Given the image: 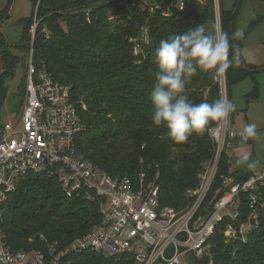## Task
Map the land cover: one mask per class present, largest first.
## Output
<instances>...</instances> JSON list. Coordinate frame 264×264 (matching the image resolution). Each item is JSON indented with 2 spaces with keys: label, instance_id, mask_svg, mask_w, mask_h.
Listing matches in <instances>:
<instances>
[{
  "label": "trees",
  "instance_id": "16d2710c",
  "mask_svg": "<svg viewBox=\"0 0 264 264\" xmlns=\"http://www.w3.org/2000/svg\"><path fill=\"white\" fill-rule=\"evenodd\" d=\"M0 10V23L7 18L14 0H6ZM31 5L30 17L21 20V51L28 52L29 29L37 6L42 22L36 29L32 45L33 62L45 64L47 73L72 89L78 105L82 133L75 139L77 159L88 160L109 176L138 178L140 172L154 177L159 173V201L177 210L191 202L187 190L196 191L197 175L201 164L211 159L215 147L208 131L218 122H212L202 134H193L186 142L175 143L168 137L165 126L152 123L151 92L159 71L155 50L162 39L183 34L200 23H214L212 0L191 1L171 19L154 18L149 24L150 42L140 64L132 55L130 38L136 37L147 23L129 3L110 0H27ZM264 2V0H262ZM237 6V2H236ZM235 6V7H236ZM238 11L222 9L220 0V27L230 37L232 49L239 50L243 38L232 40L236 31ZM87 11V14L84 13ZM24 58L14 56L0 33V109L6 97L4 84L14 77L17 63ZM244 61V60H243ZM230 67L225 78V91L231 100L233 88L242 81L253 82L252 91L244 99L246 105L256 101L258 90L254 81L256 68L245 63ZM25 69V64H23ZM250 71H248V70ZM26 72V71H25ZM219 77L211 71L197 70L186 85L184 95L193 103H212L220 98ZM20 95L25 89V74L21 77ZM22 86V87H21ZM23 90V93H22ZM24 97V96H23ZM83 107V108H82ZM230 129L234 112L229 116ZM4 124V123H3ZM2 128V127H0ZM241 143L240 135L233 138V148ZM252 138L243 146H251ZM233 156L223 153L218 173L204 201L212 208L227 188L222 178L230 176L235 182H244L253 174L252 169H232ZM240 213L237 224L248 221V196L238 197ZM257 228L246 233L245 241H226L223 231L229 219L220 224L210 240L209 256L192 258L189 264H264V186L257 191ZM3 231L13 251H44L46 244L64 248L84 236L99 224L98 208L92 202L66 198L56 178L47 175H27L6 204ZM41 237L43 240H41ZM59 264H131L128 257L108 258L94 253L68 254Z\"/></svg>",
  "mask_w": 264,
  "mask_h": 264
},
{
  "label": "built area",
  "instance_id": "2783aa9c",
  "mask_svg": "<svg viewBox=\"0 0 264 264\" xmlns=\"http://www.w3.org/2000/svg\"><path fill=\"white\" fill-rule=\"evenodd\" d=\"M191 1L204 0H110L107 4L129 3L146 15L147 23L140 33L128 40L132 55L140 64L139 58L144 57L150 42L148 23L154 18L175 17ZM212 9L214 23L220 26V0H212ZM41 22L36 6L28 31L30 51L23 61L24 104L18 117L14 115L0 128V264H59L70 253L86 252L108 258L128 257L131 264H189L192 258L209 256L210 240L225 218L230 220L223 231L226 241L244 242L246 233L258 225L257 191L264 186V168L253 171L244 182H235L228 175L223 177L227 192L212 208L204 205L222 154L231 155L234 149L235 134L229 117L208 131L215 147L211 159L201 164L196 191L186 192L189 205L180 210L161 205L159 173L154 177L140 172L138 178H113L92 162L77 159L75 139L84 130L77 107L82 102L73 99L69 85L47 73L45 64H34L32 45ZM218 83L220 98H227L224 76L219 77ZM231 170L230 160L228 171ZM27 175L52 176L66 198L94 203L99 224L64 248L46 244L44 251H13L3 231L5 207ZM244 194L248 196L250 213L247 222L237 224L238 197Z\"/></svg>",
  "mask_w": 264,
  "mask_h": 264
},
{
  "label": "clouds",
  "instance_id": "9594fccd",
  "mask_svg": "<svg viewBox=\"0 0 264 264\" xmlns=\"http://www.w3.org/2000/svg\"><path fill=\"white\" fill-rule=\"evenodd\" d=\"M244 29L232 33V40L243 38ZM229 34L216 24L200 23L183 34L162 39L155 50L159 71L151 92L153 105L152 123L165 126L168 137L175 143L186 142L193 134H202L212 122H227L235 104L221 97L209 103L191 102L184 95L186 85L197 70L211 71L215 77H223L230 67L238 66L240 58L234 51L229 59ZM241 143L257 136V125L249 123L239 133ZM237 164L249 169L256 167L250 153H241Z\"/></svg>",
  "mask_w": 264,
  "mask_h": 264
},
{
  "label": "rangeland",
  "instance_id": "374dc122",
  "mask_svg": "<svg viewBox=\"0 0 264 264\" xmlns=\"http://www.w3.org/2000/svg\"><path fill=\"white\" fill-rule=\"evenodd\" d=\"M236 2L237 0H221L222 9L233 10L234 12V9H236ZM6 5V0H0V10L6 7ZM30 13L31 5L27 0H14L9 9L7 18L0 23V33L3 34L6 45L14 56H18L21 59L24 58L25 61L30 51V44L28 42V52L23 53V51H21V47L24 46V42L21 40V20L28 19ZM240 20L241 18L238 16L236 31L239 30L238 25ZM21 63L22 62L17 63L14 77L10 80H6L4 84V88L7 92V99L0 109V127H2L3 123L8 122L13 115H15L14 118L18 117L24 104L25 96L23 90V94L20 95L19 87L21 85V77L25 74L26 68L24 69L23 64ZM244 83H249V80L242 82L241 85L235 89V93L232 97V102L235 104V108L238 111V113L234 115L233 121H231L233 126L232 130L235 136H238L245 125L255 123L257 125V136L252 138L253 144L251 146H242L241 143H238V145L234 147V151L240 150L241 153H250L251 159L256 161L255 154L257 155V158L261 160L260 157L264 153V91L261 89L262 92L259 95V101L251 104L248 110L243 96L247 94L249 90H247ZM232 159V167L236 168L238 166L237 168L239 169L247 167L245 164H237L236 161L238 158H231V160ZM262 167L263 162L259 161L256 163V167L252 170L258 172Z\"/></svg>",
  "mask_w": 264,
  "mask_h": 264
},
{
  "label": "crops",
  "instance_id": "0c3cea01",
  "mask_svg": "<svg viewBox=\"0 0 264 264\" xmlns=\"http://www.w3.org/2000/svg\"><path fill=\"white\" fill-rule=\"evenodd\" d=\"M239 10H240L239 18H241L238 25L239 30L243 28L245 31L248 25L253 24L251 31L245 34L244 38L242 39L243 43L239 49V54L240 57L245 61V63L252 65L255 68L257 67L256 69H258L254 73L255 74L254 81L256 82L257 85L258 98L256 101L249 102L246 105L247 109L249 110L250 105L257 103V101H259V95L261 94L262 90L264 91V2L262 0H241ZM237 39H240V37H237ZM246 80H249V83H244L247 90H249L247 94H249L252 91L253 82L249 78ZM241 83L239 85H241ZM239 85H237L232 89L233 92L231 96V101L233 94L235 93V89ZM247 94H245L243 98ZM233 112L234 115L238 113L236 108ZM240 154H241L240 150L234 151L233 149L231 155L233 156V158H238ZM255 156L257 162L259 161L263 162L262 168H264V153L260 157L261 160L257 158L256 154ZM231 161H233V159ZM237 167L235 168L231 166L232 169H239Z\"/></svg>",
  "mask_w": 264,
  "mask_h": 264
},
{
  "label": "water",
  "instance_id": "95a60500",
  "mask_svg": "<svg viewBox=\"0 0 264 264\" xmlns=\"http://www.w3.org/2000/svg\"><path fill=\"white\" fill-rule=\"evenodd\" d=\"M240 1L241 0H237V6H236V9H234L235 11L233 12V14H235L238 10V7H239V4H240ZM235 53L236 54H238V56H239V58H240V62H241V64L243 65V67L245 68V64H244V61H243V59L240 57V54H239V50L235 47ZM248 70V69H247ZM258 69H256L255 71H250V70H248V71H250V72H256Z\"/></svg>",
  "mask_w": 264,
  "mask_h": 264
}]
</instances>
